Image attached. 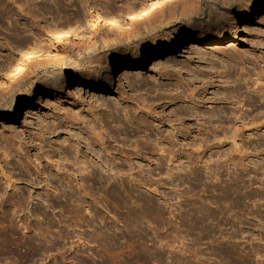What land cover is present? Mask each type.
<instances>
[{"label":"rangeland","instance_id":"374dc122","mask_svg":"<svg viewBox=\"0 0 264 264\" xmlns=\"http://www.w3.org/2000/svg\"><path fill=\"white\" fill-rule=\"evenodd\" d=\"M41 1L0 0V88L13 93L25 53L34 83L20 108L0 109V264H264V101L249 78L264 68V0L238 44L206 41L227 20L226 0H189L173 18L165 7L157 31L140 38L118 36L127 14L59 31L87 20L43 18ZM137 1L98 0L91 11L150 0ZM98 35L108 47L86 53L55 87L45 58ZM193 90L195 101L172 99ZM156 96L163 132L181 131L166 142L128 117V107ZM100 131L112 136L102 147Z\"/></svg>","mask_w":264,"mask_h":264},{"label":"bare ground","instance_id":"6f19581e","mask_svg":"<svg viewBox=\"0 0 264 264\" xmlns=\"http://www.w3.org/2000/svg\"><path fill=\"white\" fill-rule=\"evenodd\" d=\"M98 0H44L41 1L43 4L39 7V9H46L47 12L50 13L49 17H43L51 20L56 21L57 18L60 19H67L71 20V18L79 17L81 14H83L86 18V22L84 24L77 23L78 21H68L71 25H67V27H63V29H58L59 31H77V29L82 28L85 25L91 24L95 19H97L98 16H103L101 25H98L99 27H104L108 26L117 20H119L120 17L125 16L127 14L128 19H130V22H128L129 26H124V25H119L117 27L118 29V36L120 38H123L125 36H135V37H144L146 34H151L152 32L157 31L156 26L153 25L154 21V16L158 13L163 8H167V10H170L173 15H171V18H173L175 15H183L187 11L190 10V8H183L179 10H175V7L177 5L185 4V2L189 0H150L146 5H141L138 7L133 3V10L128 11L125 9H121L118 7H115V9H111L108 11L106 15H103L102 13H94L91 11V5L92 3H96ZM215 1V0H213ZM139 4H142V0L137 1ZM235 2V9H231V5ZM78 3V4H76ZM226 3L229 5L228 10L225 12V16L227 20L223 21H217V29L214 31V35L209 36L206 38L207 43H217V44H223L227 43L230 41H233L234 43L238 44L240 42V34L243 31L242 30V23L250 17V15L253 13V11L257 7V2L255 0H226ZM75 5V7L79 8V6L83 7V10H79L78 12H74V16L70 13L71 11V6ZM78 5V6H77ZM196 4H194L195 6ZM35 7V5H34ZM36 9V8H34ZM74 10V9H73ZM128 12V13H127ZM163 13H165L163 11ZM224 16V17H225ZM176 17V16H175ZM165 20V24L170 23V19ZM211 21L215 20L214 17L210 18ZM160 25L161 27L164 25ZM158 27V26H157ZM161 30V29H158ZM95 37V34H94ZM61 39V36L58 37ZM119 40V39H118ZM115 42V41H114ZM41 43H36L34 47L29 52H34L36 51V47L40 46ZM67 46L69 47H74L75 52L74 53H68L66 55L61 54H56L55 58H45V64L47 65H53L55 66V70H52L51 73L47 76L48 80H50L51 83L54 84L55 87H59L60 85L58 84L59 82L63 81V78L67 74V69L73 70V68H80L82 66V57L86 54H96L98 53V50L100 49L101 45H103L104 48L108 47V42L105 41L104 37L102 35H98L96 37V40L94 43L88 45L85 48L82 47H75L70 44V42H66ZM28 53H25L23 56L20 57L18 60V65L16 68H18V74L16 76V80L18 82V86L14 85V91L11 94L10 91H7L6 89L4 90V85L1 86L0 88V109L2 110H7L8 112L12 113L18 108L23 105V103L27 100V95H28V87L34 86V83H32V79L29 76V71L27 68L28 65ZM75 54H78L76 56ZM83 62H86L85 60ZM41 65V62H36L34 64L35 68L37 69ZM94 65L91 64L90 68H93ZM263 70L256 72L257 77L253 78L252 76H249V78H252V84L253 86V91L259 95L260 101H264V83L260 81L264 77V68ZM75 75H80L81 72L80 70H75L73 72ZM39 81V79H38ZM37 81V82H38ZM212 83L210 82V85ZM64 85V84H63ZM205 88V86L203 87ZM191 91L190 95H184V93L181 95L180 93L177 95H174L172 99L179 100V101H187V98H190L191 101H195V97L197 95V92ZM198 97L201 100H205V98L201 97V95L198 94ZM158 96L154 98V100L149 103L146 102L144 99L142 101H139L136 106L134 105L133 107H128V117L131 118V115H134L133 118L135 121L138 122V124L142 127L145 128L146 130H149L150 128H155V134L158 136L157 139L161 140L163 138V141H165L164 138L171 137L173 138L175 134L178 132L180 133L181 131L177 128H175V131L169 132V133H164L163 130L161 129V124L163 123L162 120H164L163 116L157 111V106H161L160 101L155 104L157 100H159ZM135 110V111H134ZM134 113V114H133ZM68 114V113H67ZM147 117H152L153 120L159 121L158 126L157 124L151 123L149 124V121H147L145 118ZM72 118V117H68ZM181 118V117H180ZM58 126V125H57ZM123 129H125L124 124L121 126ZM104 127H102L101 130ZM58 129V128H57ZM189 132L191 131V127L188 128ZM108 133V134H106ZM106 133H102V131L96 133V137L98 142L100 143L101 147L106 144L108 140L111 139L112 136L109 135V131ZM126 133H128V130L126 129ZM95 134V132H94ZM152 137V134H147V138L143 141V145L145 146L146 144H149L150 140L149 138ZM166 142V141H165ZM132 146V145H131ZM141 146V147H142ZM71 147V146H69ZM140 148V144H136V148ZM105 149V147H103ZM159 150V149H157ZM9 151V150H8ZM10 152V151H9ZM79 153V149L77 151ZM6 156H9L10 153L6 151ZM131 156V155H128ZM65 157L63 160H58V166L57 169H62L66 168V163H65ZM77 162H80L79 156H76ZM86 162V168H89L91 165L92 160L90 159H85ZM13 184V183H11Z\"/></svg>","mask_w":264,"mask_h":264}]
</instances>
